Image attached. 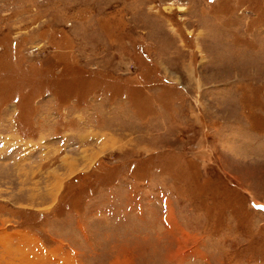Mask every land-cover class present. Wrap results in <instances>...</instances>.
<instances>
[{"label": "rangeland", "instance_id": "obj_1", "mask_svg": "<svg viewBox=\"0 0 264 264\" xmlns=\"http://www.w3.org/2000/svg\"><path fill=\"white\" fill-rule=\"evenodd\" d=\"M0 264H264V0H0Z\"/></svg>", "mask_w": 264, "mask_h": 264}, {"label": "crops", "instance_id": "obj_2", "mask_svg": "<svg viewBox=\"0 0 264 264\" xmlns=\"http://www.w3.org/2000/svg\"><path fill=\"white\" fill-rule=\"evenodd\" d=\"M167 214H168V210H167V212H166ZM166 214V215H167ZM162 221H163V223L164 224H168V225H170V223H169V221L167 222V221H165L164 219H162ZM86 227V226H85ZM83 232H85V231H83ZM20 233H18V234H16V235H19ZM85 235H87L86 234V232H85V234L83 235V236H85ZM26 237H31V234H29V233H27V235H25ZM25 236H21L22 237V239L24 240V241H26V242H23L24 244H30L31 245V242H32V244L34 243V241L35 240H38V239H34V240H29L28 238H26ZM32 238V237H31ZM61 240H63V239H61ZM89 240H90V238H89ZM60 240H58L57 242H59ZM56 242V243H57ZM51 243V242H50ZM52 244H54L53 242H52ZM26 249L27 248H25L24 249V253H25V251H26ZM131 252H130V250H125V252H123V254H122V260L124 261V258L126 257V256H129V254H130ZM28 254V253H27ZM55 257V260H57V257L56 256H53V255H51V258H54ZM132 258V257H131ZM64 260L66 261V258H64ZM125 262V261H124Z\"/></svg>", "mask_w": 264, "mask_h": 264}]
</instances>
